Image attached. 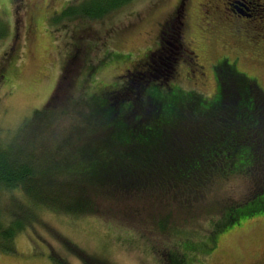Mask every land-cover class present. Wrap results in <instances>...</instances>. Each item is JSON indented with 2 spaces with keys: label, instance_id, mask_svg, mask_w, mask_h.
Wrapping results in <instances>:
<instances>
[{
  "label": "rangeland",
  "instance_id": "374dc122",
  "mask_svg": "<svg viewBox=\"0 0 264 264\" xmlns=\"http://www.w3.org/2000/svg\"><path fill=\"white\" fill-rule=\"evenodd\" d=\"M19 1L17 7L15 1L0 0V18L5 20L7 29L6 37L0 38V73L4 69L2 77L0 75V129L16 130L28 121L34 109L42 108L57 91L58 81L66 68L69 72L63 78L74 94L88 98L107 92L115 101L120 97L117 90L125 86L135 72L146 73L151 66L153 68L157 63L160 66L168 58L171 68L167 69V78L163 81L168 87L212 100L218 94L220 84L216 67L220 60L227 59L234 64L237 73L264 91V0H230L226 10V0H188L185 17L178 16L166 30L158 24L170 17L176 0H131L96 20L84 16H66L64 19L60 13L79 0H53L32 29L33 36L36 34L34 40L38 38L36 49L30 46L26 37L28 0ZM212 3L216 5L215 9L205 8ZM251 14L261 18H251ZM16 17L18 24L15 25ZM178 30L181 39L177 36ZM169 31V49L166 50L165 35ZM12 33L16 35L13 44ZM186 42L191 43L189 50ZM9 48L15 50L12 56L6 57ZM190 51L195 53L194 57ZM70 55H75L77 61L74 59L70 64ZM87 60L89 67H93L91 71L89 67L85 69ZM147 62L151 66L145 69ZM161 71H164L162 66ZM90 72L94 76L88 77L86 83L83 78ZM227 79L225 84L230 96L234 85ZM65 87L70 91L69 86H64L62 93ZM127 88L121 97L128 105L132 97L138 95L140 85L132 81ZM80 99L83 115L87 116V102ZM119 99L117 106L121 103ZM188 103H191L190 98ZM234 109L236 106H233V112ZM194 115L193 110L191 113L186 110L182 122L213 124V117L203 116L200 122V115ZM239 120L241 118L234 112L225 122ZM39 130L37 125L28 126L25 137ZM1 132L0 144L4 143V132ZM226 134L235 138L232 129ZM222 157L223 152L219 153L216 167L226 172ZM245 174L251 189L261 187V184L255 185L253 173ZM245 180L248 179L245 177ZM245 180L233 182L238 196L234 202L226 204L227 210L241 204L242 197L248 196ZM173 191L171 185L165 184L151 191L141 188L138 194L134 193L126 201L139 204L138 208L129 211L131 218L135 214L138 217L131 222H118L119 215L54 212L33 203L30 214L25 217L32 226L24 227L16 236L14 252L0 250V264H264V213L241 217L238 224L220 231L218 225L212 227L208 223L209 215L215 217L220 209H224L221 197L214 191L206 195L182 190L175 201V205L181 206L180 210L172 214L174 221L169 222L175 224L176 231L161 233L156 222L159 218L162 220L169 205H174L173 195L167 194ZM207 196H213V199L206 200ZM194 198L197 209L188 210L187 203L193 204ZM263 201L264 196L252 201L247 198L239 206L240 212H234L233 217L236 219L239 213H245L249 207ZM210 203H215L213 210L204 211ZM219 213L222 216V212ZM184 231L191 232L183 234ZM174 239L178 241L174 242ZM180 243L182 250L177 248Z\"/></svg>",
  "mask_w": 264,
  "mask_h": 264
},
{
  "label": "trees",
  "instance_id": "16d2710c",
  "mask_svg": "<svg viewBox=\"0 0 264 264\" xmlns=\"http://www.w3.org/2000/svg\"><path fill=\"white\" fill-rule=\"evenodd\" d=\"M128 1L131 0H79L76 5L67 6L60 17L101 19ZM18 3L16 0L17 6ZM49 3V0H36L33 5L35 16ZM251 18L260 19L261 16L251 14ZM15 19L16 25L18 17ZM179 33L178 30L177 36L181 39ZM169 34L170 31L165 36ZM6 35L5 20L0 18V38ZM15 36L11 44L15 42ZM166 39L167 43L168 36ZM165 47L168 50L169 44ZM9 49L5 52L6 57L12 56L15 50ZM190 55L194 57L195 53L190 51ZM75 57L70 55L68 62L71 64ZM84 64L85 69L89 67L88 60ZM158 64L152 68L149 62L151 69L148 72H135L133 78L136 81L132 78L117 90L120 97L115 101L108 97L107 92L98 97L77 96L63 78L69 72L63 68L57 91L42 108L34 109L31 118L18 129H0V134L1 130L4 132V143L0 144V250L14 252L16 236L24 227L32 226L25 217L30 214L33 203L54 212L119 215L118 222H131L138 217L135 214L131 218L129 211L138 208L139 204L126 201L134 193L138 194L141 188L151 191L165 184L174 190L167 193L173 195L174 205L182 190L206 195L210 191L216 192L224 209H220L215 217L209 215L208 223L212 227L218 225L220 231L238 224L236 222L241 217L264 213L263 201L249 207L245 213H239L236 219L233 217L234 212H240L239 206L247 198L252 201L264 196V91L237 73L234 64L222 59L216 67L219 92L209 100L168 87L163 81L167 78L170 60L166 58L164 64ZM161 66L164 71H161ZM89 68L91 71L93 67ZM85 74L83 80L87 83L88 77L93 78L94 73ZM226 79L234 85L230 96ZM132 81L140 85V93L137 92L138 95L132 97L127 105L121 96L125 95ZM64 86H69L70 91L65 87L62 93ZM80 98L87 102V116L83 115ZM189 98L191 103H188ZM118 99L121 102L119 106L116 103ZM233 106H236L234 112L241 120L225 122L232 118ZM186 110L190 113L193 110L194 116L200 115V122L203 116L213 117V124H185L181 118L185 117ZM36 125L39 132L25 137V129ZM230 129L235 138L226 134ZM221 152L226 172L216 167ZM245 173H253L255 185L261 184V187L251 189ZM239 179L245 180L248 196L242 197L241 204L232 205L227 210L226 204L234 202L238 196L233 182ZM212 199L213 196H207L206 200ZM193 202L187 203L188 210L197 209V199L194 198ZM214 204L207 205L204 211H212ZM174 205H169L162 220L159 218L156 222L161 233L176 231L175 224L169 222L174 221L172 214L181 206ZM216 231L217 228L213 232ZM151 232L155 234L154 230ZM190 232L184 231L183 234ZM177 248L182 250V243Z\"/></svg>",
  "mask_w": 264,
  "mask_h": 264
},
{
  "label": "flooded vegetation",
  "instance_id": "af4514ba",
  "mask_svg": "<svg viewBox=\"0 0 264 264\" xmlns=\"http://www.w3.org/2000/svg\"><path fill=\"white\" fill-rule=\"evenodd\" d=\"M8 1H10V2H14L15 1V3H16V0H8ZM49 1H50V3L47 5V7L45 6L46 9H48L49 5L53 2V0H49ZM187 1L188 0H176L175 4L171 8L170 17L167 20H165L163 23H159L158 26H160L161 28H164V29L165 28L169 29V28L172 27L173 23L175 22V20H176V18L178 16L182 17V15H183L185 17V4H186ZM229 1L230 0H226L224 2V10H226V5L228 4ZM33 3H34V0H28V3L26 4L27 12H26L25 29H26V37H27V39H28V41L30 43V46L32 48L36 49L38 38L36 40H34V36H36V34L33 36L32 29L34 27V24L37 25V22L39 21L40 17L44 14L46 9L42 8V10L39 11L37 13V15L35 16V14L33 13V9H34ZM35 3H36V0H35ZM19 5H20V3H18V6ZM16 6H17V4H16ZM210 7L211 8L213 7V9H215L216 5L214 3H212V5H210V6L208 5L205 8L209 9ZM18 13H19V10L16 11V15H18ZM240 16H241V14H240ZM162 25H163V27H162ZM182 40H184V38H182ZM186 45H188L190 47L191 43L189 44V43L186 42ZM158 47H160V43H158ZM161 49H163V48H161ZM148 63L149 62L145 63V67H147V68L149 67ZM138 73L141 74V72H138ZM112 92H115V91H112Z\"/></svg>",
  "mask_w": 264,
  "mask_h": 264
}]
</instances>
